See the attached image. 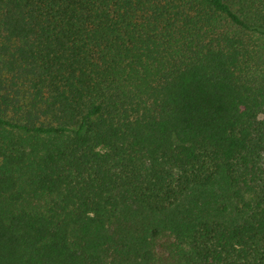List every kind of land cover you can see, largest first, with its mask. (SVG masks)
Listing matches in <instances>:
<instances>
[{
    "label": "trees",
    "instance_id": "16d2710c",
    "mask_svg": "<svg viewBox=\"0 0 264 264\" xmlns=\"http://www.w3.org/2000/svg\"><path fill=\"white\" fill-rule=\"evenodd\" d=\"M0 264H264V0H0Z\"/></svg>",
    "mask_w": 264,
    "mask_h": 264
}]
</instances>
